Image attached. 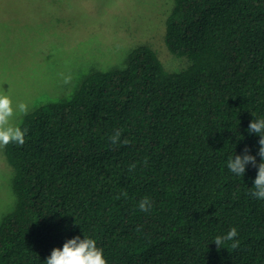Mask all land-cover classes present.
<instances>
[{
  "label": "trees",
  "instance_id": "1",
  "mask_svg": "<svg viewBox=\"0 0 264 264\" xmlns=\"http://www.w3.org/2000/svg\"><path fill=\"white\" fill-rule=\"evenodd\" d=\"M173 2L165 44L187 67L171 71L139 44L124 67L23 118L24 145L5 146L17 204L0 221V264H45L84 235L108 264H264L258 167H227L245 148L261 159L248 128L264 118V0ZM232 227L239 247L218 250Z\"/></svg>",
  "mask_w": 264,
  "mask_h": 264
},
{
  "label": "rangeland",
  "instance_id": "2",
  "mask_svg": "<svg viewBox=\"0 0 264 264\" xmlns=\"http://www.w3.org/2000/svg\"><path fill=\"white\" fill-rule=\"evenodd\" d=\"M173 0H0V91L40 105L70 99L93 71L124 67L139 44L167 69L187 67L165 44ZM28 112V113H29ZM25 115L14 119L19 126ZM14 169L0 147V221L17 204Z\"/></svg>",
  "mask_w": 264,
  "mask_h": 264
},
{
  "label": "clouds",
  "instance_id": "3",
  "mask_svg": "<svg viewBox=\"0 0 264 264\" xmlns=\"http://www.w3.org/2000/svg\"><path fill=\"white\" fill-rule=\"evenodd\" d=\"M29 105L24 102H14L10 90L5 91L4 88L0 91V147H5L15 143L23 146L25 143L26 129H22L14 119L20 115H27ZM249 134H255L260 137L258 144L259 149L257 155L261 158L257 164V158L250 154V150L245 148L242 155H236L229 158L227 167L229 171L237 176L243 175L246 172L247 166L251 164L253 167H258V174L255 178L251 196L256 199L264 200V118H254L248 128ZM109 140L112 145L121 143V132L115 131ZM124 144H128V140H123ZM147 164V161H145ZM135 165H131L129 171L134 170ZM138 207L141 211L147 213L152 207L150 198L142 199ZM238 235L236 227H232L226 235L217 236L214 243L218 250L226 241H234L231 244L232 249L239 247V240L235 238ZM45 264H108L103 249L97 246V241L84 235L81 239L76 236L67 240L63 248H55L51 255L47 258Z\"/></svg>",
  "mask_w": 264,
  "mask_h": 264
}]
</instances>
